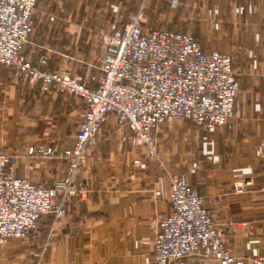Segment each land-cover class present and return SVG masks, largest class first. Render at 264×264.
I'll return each mask as SVG.
<instances>
[{
    "label": "crops",
    "instance_id": "0c3cea01",
    "mask_svg": "<svg viewBox=\"0 0 264 264\" xmlns=\"http://www.w3.org/2000/svg\"><path fill=\"white\" fill-rule=\"evenodd\" d=\"M173 1L150 0L145 27L188 32L203 50L232 56L241 86L235 115L210 131L188 119L167 120L154 129L158 155L135 145L132 130L109 115L73 180L87 195L70 197L65 217H40L27 240L0 247V264H156L159 223L173 209L170 178L183 174L191 176L234 254L245 264H264V0ZM138 3L38 0L25 50L37 63L46 55L48 69L80 75L96 87L103 54L96 37L103 34V43L105 34L122 28L125 12ZM50 15L57 24L49 23ZM84 111L82 99L55 86L44 90L0 66V149L18 155L17 176L46 186L66 180L63 158L31 157L27 150L71 147ZM237 180L250 182L240 195L233 193ZM172 264L219 262L196 254Z\"/></svg>",
    "mask_w": 264,
    "mask_h": 264
},
{
    "label": "built area",
    "instance_id": "2783aa9c",
    "mask_svg": "<svg viewBox=\"0 0 264 264\" xmlns=\"http://www.w3.org/2000/svg\"><path fill=\"white\" fill-rule=\"evenodd\" d=\"M37 3L0 0V66L12 68L17 79L39 83L44 90L55 86L82 99L85 111L71 147L39 144L27 150L31 157H61L67 162V179L54 186L17 176L18 155L0 149V247L28 237L44 215L65 217L69 198L87 195V189L81 184L75 188L73 180L109 115L116 117L121 128L132 130L135 145L158 155L154 132L158 125L183 118L209 131L223 127L235 115L241 88L232 56L203 50L188 32L146 28L143 10L122 28L104 35L96 87L80 75L50 70L44 66L47 56L37 63L35 54L25 51L35 31ZM49 21L55 22L56 16L50 15ZM249 184L235 181L233 193H245ZM170 185L173 209L159 223L154 240L156 264H172L196 254L219 264H245L226 244L191 176L173 175Z\"/></svg>",
    "mask_w": 264,
    "mask_h": 264
},
{
    "label": "rangeland",
    "instance_id": "374dc122",
    "mask_svg": "<svg viewBox=\"0 0 264 264\" xmlns=\"http://www.w3.org/2000/svg\"><path fill=\"white\" fill-rule=\"evenodd\" d=\"M150 0H139V3H138V5H137V10H135L134 12H128V11H126L125 13H126V15H125V17H124V20H123V22H125L127 19H129L131 16H133L134 14H136L138 11H140V10H143L144 12H145V14L147 15V13H150L151 12V10H149V9H147V4H148V2H149ZM38 4V3H37ZM174 5H177V4H174ZM36 8H37V6H36ZM36 8H35V11H34V15H35V12H36ZM175 8V7H174ZM164 9H162L161 11H163ZM175 10H176V8H175ZM151 14V13H150ZM149 14V15H150ZM128 17V18H127ZM56 21H58V19L56 20ZM55 21V23L54 22H52V21H49V23L50 24H52V25H55V24H57V22ZM34 22H35V20H34ZM165 27H168V25H166L165 24ZM93 32H95V31H93ZM97 33V32H96ZM99 36L98 37H96L97 39L99 38V43H98V45H99V47H102V36H103V34L101 35V34H98ZM95 36H96V34H95ZM26 51V50H25ZM46 56V55H45ZM48 58V57H47ZM40 60V59H39ZM48 60H49V58H48ZM46 68H47V66H48V62H47V64L46 65H44ZM75 75V74H74ZM28 81H30V80H28ZM30 82H32V81H30ZM77 196V195H76ZM38 230V227H36V229H34L31 233L33 234V233H35L36 231ZM30 233V234H31ZM28 239V237H26V238H24V239H13V240H27ZM11 241V240H10ZM6 245V244H5Z\"/></svg>",
    "mask_w": 264,
    "mask_h": 264
}]
</instances>
